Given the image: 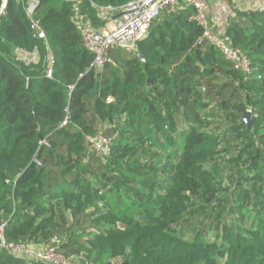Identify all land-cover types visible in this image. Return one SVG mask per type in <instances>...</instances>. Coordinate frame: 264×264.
I'll return each instance as SVG.
<instances>
[{"label":"trees","instance_id":"16d2710c","mask_svg":"<svg viewBox=\"0 0 264 264\" xmlns=\"http://www.w3.org/2000/svg\"><path fill=\"white\" fill-rule=\"evenodd\" d=\"M131 1L81 0L78 8L94 23L100 9L118 10ZM31 2L46 40L31 29L26 15ZM74 5L7 0L0 15V224L7 221V239L49 242L59 231L66 235L60 251L66 257L84 254L92 264L117 258L122 264H264V155L256 150L231 158L239 178L230 177L223 188L219 169L205 168L218 153L219 138L198 125V110L207 108L204 94L214 90L212 76L239 75L242 90L224 85L215 99L222 109L234 104L245 113L243 91L250 90L257 114L253 133L264 139V10L237 11L225 32L226 41L250 59L247 76L204 40L195 10L184 4L152 24L135 54L114 53L111 63L96 70L73 20ZM26 53L41 59L35 62ZM177 115L192 126L172 176L146 171L145 146H159L162 138L175 145ZM103 127L111 152L101 159L89 152L87 137ZM45 139L51 147L39 150ZM79 175L94 176L98 186L80 183ZM224 191L225 206L217 212L228 220L223 230L193 240L180 236L175 226L192 199L210 205ZM56 203L69 212L71 225L56 220ZM0 264L44 263L0 251Z\"/></svg>","mask_w":264,"mask_h":264},{"label":"rangeland","instance_id":"374dc122","mask_svg":"<svg viewBox=\"0 0 264 264\" xmlns=\"http://www.w3.org/2000/svg\"><path fill=\"white\" fill-rule=\"evenodd\" d=\"M249 1V3L244 1L241 3H235V5H240V8H238L235 12H254L264 10V0L262 3L256 2L255 0ZM104 11L105 9H100L99 13L103 14ZM107 16L108 15H105V18ZM114 53L124 55L123 51L115 49L109 54L111 59ZM31 58H33L32 60L35 62H39L41 59L39 54ZM212 80L214 90L210 96L204 94L203 102L207 105V108L204 110H198V125L205 128L209 132L216 133L219 138V144L217 147L218 153L214 159L210 161V163L205 165V168L211 171V166H216L219 169L218 179L222 182V187L225 188L230 184V177L233 176L236 179L239 178V174H237L239 172V168H237L235 164H231L230 159L237 157L239 154L255 153L256 150H260L264 155V139H259L253 133V119L257 117V114L250 107V90L246 88V90L243 91L244 99L242 103L247 108L245 113H242L238 106L234 104L228 109H222L220 107V103L215 99V96L219 93V88L224 85L234 84L241 91L243 87L241 81L239 80V75L233 78L223 74H215L212 76ZM198 89L204 93L201 86H198ZM197 98L200 99V96ZM247 114H249L250 127H248L246 123L245 116ZM177 126L178 129L173 135L175 138V145H169L166 139L162 138L159 146H150L149 144L145 146L143 150L145 158L141 161V165L146 171L153 172L154 170H158L162 177L172 176V173L174 172L173 165H176L181 158V143L191 128L192 123L187 121L183 115H177ZM107 128L108 127H103L102 130L105 131ZM244 132H246L247 138L243 137L242 134H244ZM246 158L247 156L244 155L243 159L246 160ZM87 160L88 159H86L85 162H87ZM244 164L248 165L247 162ZM79 176H81L80 183L85 180L92 182V186L95 188L98 186L94 176ZM108 176H112L110 172H108ZM79 179L80 178L78 177L77 180ZM227 194V191L221 192L210 205H204L198 199H192L187 215L175 226L179 235L186 239L193 240L197 238L199 234H202L206 238V236H209V234H212L213 232H221L228 220L219 219L217 217V212L219 208L225 206V201L222 200L227 198ZM54 214L57 218L56 220L64 218L69 225L73 223L72 217L69 212L64 209L62 203L55 204ZM4 222L7 221H3L1 223ZM208 238L209 237H207V240ZM65 239L66 235L56 231L53 238L49 242L40 239L39 241L26 243V245H28L32 252H44L47 248L50 249L60 247L62 243L66 242ZM67 258L69 264H92L90 259H88L84 254H75ZM123 262V258H117L112 260L111 264H122Z\"/></svg>","mask_w":264,"mask_h":264},{"label":"built area","instance_id":"2783aa9c","mask_svg":"<svg viewBox=\"0 0 264 264\" xmlns=\"http://www.w3.org/2000/svg\"><path fill=\"white\" fill-rule=\"evenodd\" d=\"M69 1L75 3V16L73 20L77 22L79 0ZM6 3L7 0H3L0 15L3 14ZM183 4L195 10L194 20L203 28L204 40L220 50L225 58L233 64L235 71L247 76L251 74L250 59L240 49L234 48L227 42L224 34L215 32L211 27L207 16L206 0H132L118 10L112 7L105 9L103 15L110 14L112 18L118 14H124L117 19L110 18V28L99 31L78 23L83 45L94 55L93 66L95 69L101 70L106 64L112 62L109 56L112 50L118 49L127 54H135L138 44L149 36L152 24L163 14L176 13ZM36 9V3L31 2L26 9V15L31 22V29L35 37L39 40H46L45 31L40 21L35 18ZM26 55L28 57L32 56L29 53H26ZM53 66L54 58L51 55L47 69L48 78H52L53 76ZM70 88L72 89V87ZM67 123L68 118L63 122L62 127L66 126ZM87 145L89 152L98 158L104 159L110 155L111 139L105 136L104 131H100L94 136H88ZM44 147H51L47 139L39 142V150H42ZM36 164L38 167L42 166L40 160H37ZM6 227L7 222L0 224L1 252H8L15 257L28 261H38L44 264H69L68 258L60 251L59 247L47 248L44 252L35 253L25 243L10 242L6 237Z\"/></svg>","mask_w":264,"mask_h":264},{"label":"crops","instance_id":"0c3cea01","mask_svg":"<svg viewBox=\"0 0 264 264\" xmlns=\"http://www.w3.org/2000/svg\"><path fill=\"white\" fill-rule=\"evenodd\" d=\"M80 1L81 0H79L78 4L80 3ZM242 1L247 3L250 2L249 0H206L207 16L210 25L215 32L225 35L229 21L235 17L236 15L235 11L238 8H240V5L239 4L235 5V3H241ZM255 1L262 3L263 0H255ZM107 17L106 19L105 15L99 13L98 15L99 21L93 23L91 22V20H88L86 16L81 15L79 11L77 17V23L102 31L107 28H110L111 26L110 18H112V16L108 14Z\"/></svg>","mask_w":264,"mask_h":264},{"label":"water","instance_id":"95a60500","mask_svg":"<svg viewBox=\"0 0 264 264\" xmlns=\"http://www.w3.org/2000/svg\"><path fill=\"white\" fill-rule=\"evenodd\" d=\"M123 15H124L123 13L118 14V15L115 16L113 19H117V18H119V17H121V16H123ZM202 42H203V41H202ZM139 56H140V58H141L142 60H144V59H143V56H142L141 54H139ZM245 118H246L247 126L250 127L249 114H247V115L245 116Z\"/></svg>","mask_w":264,"mask_h":264}]
</instances>
